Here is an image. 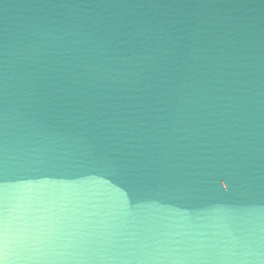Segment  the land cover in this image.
Returning a JSON list of instances; mask_svg holds the SVG:
<instances>
[{
    "label": "water",
    "instance_id": "1",
    "mask_svg": "<svg viewBox=\"0 0 264 264\" xmlns=\"http://www.w3.org/2000/svg\"><path fill=\"white\" fill-rule=\"evenodd\" d=\"M0 255L264 264V0H0Z\"/></svg>",
    "mask_w": 264,
    "mask_h": 264
},
{
    "label": "snow or ice",
    "instance_id": "2",
    "mask_svg": "<svg viewBox=\"0 0 264 264\" xmlns=\"http://www.w3.org/2000/svg\"><path fill=\"white\" fill-rule=\"evenodd\" d=\"M0 264H10L6 256L0 255Z\"/></svg>",
    "mask_w": 264,
    "mask_h": 264
}]
</instances>
